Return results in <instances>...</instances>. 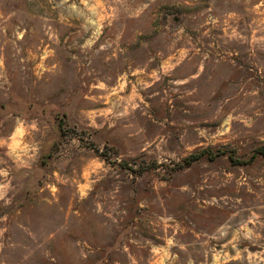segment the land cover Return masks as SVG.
<instances>
[{"label":"rangeland","instance_id":"rangeland-1","mask_svg":"<svg viewBox=\"0 0 264 264\" xmlns=\"http://www.w3.org/2000/svg\"><path fill=\"white\" fill-rule=\"evenodd\" d=\"M260 147L264 0H0V264H264Z\"/></svg>","mask_w":264,"mask_h":264},{"label":"trees","instance_id":"trees-1","mask_svg":"<svg viewBox=\"0 0 264 264\" xmlns=\"http://www.w3.org/2000/svg\"><path fill=\"white\" fill-rule=\"evenodd\" d=\"M255 152H257V153H261V154H264V147H260V148L256 149ZM201 154H202V153L191 154V155H189L188 157H186V158L184 159V162L189 163L191 160H194V159L198 158ZM234 160H235L236 162L238 161V159H234ZM240 162H242V161H240Z\"/></svg>","mask_w":264,"mask_h":264}]
</instances>
